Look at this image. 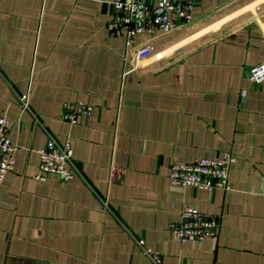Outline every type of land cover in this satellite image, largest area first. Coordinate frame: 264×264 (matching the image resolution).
<instances>
[{
    "label": "crops",
    "instance_id": "obj_1",
    "mask_svg": "<svg viewBox=\"0 0 264 264\" xmlns=\"http://www.w3.org/2000/svg\"><path fill=\"white\" fill-rule=\"evenodd\" d=\"M108 1L0 0V114L18 147L0 183V264H156L142 248L157 264H264V77L249 79L264 0H199L189 24L129 47L106 32ZM74 100L90 112L68 124ZM65 137L72 178L35 180V150ZM224 153L227 190L168 180L173 162ZM183 204L215 217L216 235L171 237Z\"/></svg>",
    "mask_w": 264,
    "mask_h": 264
},
{
    "label": "built area",
    "instance_id": "obj_2",
    "mask_svg": "<svg viewBox=\"0 0 264 264\" xmlns=\"http://www.w3.org/2000/svg\"><path fill=\"white\" fill-rule=\"evenodd\" d=\"M199 0H109L110 15L105 21L106 32L111 36L122 35L124 44L129 47L133 37L140 36L146 41L158 34L167 33L192 20L191 8ZM150 52V46L143 44L135 52V58H142ZM264 77V61L250 73L249 79ZM21 109L27 107V93L18 97ZM90 106L82 100L64 101L61 104L60 118L68 124L89 115ZM9 122L0 114V183L12 170L17 145L8 138ZM38 157L35 180L44 181L47 173H54L62 181L72 178V149L69 137L58 143L51 138L35 150ZM230 155L199 156L189 161L171 163L168 180L173 185L189 186L212 191L229 189L227 176ZM218 229V220L197 208L183 204L178 211V219L167 225L168 234L178 241L199 242L214 237ZM137 243L141 246L142 240ZM142 252L154 263L159 255L148 248Z\"/></svg>",
    "mask_w": 264,
    "mask_h": 264
},
{
    "label": "rangeland",
    "instance_id": "obj_3",
    "mask_svg": "<svg viewBox=\"0 0 264 264\" xmlns=\"http://www.w3.org/2000/svg\"><path fill=\"white\" fill-rule=\"evenodd\" d=\"M202 37H203V36H201V37H199V38L202 39ZM200 39H199V40H200Z\"/></svg>",
    "mask_w": 264,
    "mask_h": 264
}]
</instances>
